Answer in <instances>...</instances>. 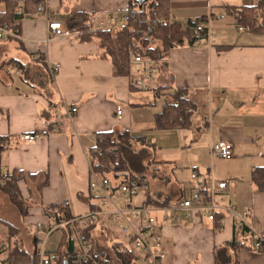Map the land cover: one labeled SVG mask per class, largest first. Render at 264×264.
<instances>
[{
  "label": "crops",
  "instance_id": "obj_1",
  "mask_svg": "<svg viewBox=\"0 0 264 264\" xmlns=\"http://www.w3.org/2000/svg\"><path fill=\"white\" fill-rule=\"evenodd\" d=\"M146 1L137 0L136 8ZM256 2L169 0L171 19L183 25L211 16L208 38L193 46L171 48L156 61L147 88L133 84L139 64L132 63L130 76L113 75L110 61L101 57L96 42L78 38L68 21L70 10L92 13L94 24L109 29L115 26L109 16L116 14L121 22L129 9L128 0H47L52 17L64 21L70 30L47 42L44 15L22 19L16 40L27 56L16 50L17 55L9 59L29 63L39 52L48 66L59 64L60 68L54 74L55 92L49 103L22 81L16 67L4 66L9 59L0 63V71L5 70L0 72V136L10 138L1 147V172L18 170L24 175L17 186L26 215L21 217L11 205L19 214L18 222L50 223L49 219H55L46 215L44 208L63 201L68 202L73 216L98 210L107 199L101 190L90 187L94 176L88 154L100 133L128 130L133 136H143L153 148L154 162L164 165L155 171L161 185L153 182L151 186L146 178L148 196L157 194L168 203L175 201L191 186L193 172L208 174L215 185L221 181L228 184L221 203L231 204L234 212L219 214L221 224L208 220L198 209L189 217L182 210H151L159 212L150 215L166 249L161 264H215V248H220L217 254L221 260L235 257L238 264H264V191L255 189L250 178L253 167L264 166V34L239 29L226 12V7ZM220 15L223 17L218 18ZM9 67L14 74L6 72ZM175 90H183L197 104L191 123L186 128L156 129L155 115L173 99ZM71 107L77 112L69 116ZM24 134L38 136L28 144L21 139ZM219 141L232 145V158L211 156L210 148ZM109 185V202L115 203L118 188L112 181ZM88 199L96 205L94 209ZM238 224L247 225L263 241L260 249L239 248L234 254L221 248L234 239ZM94 236H103L97 242L109 256L121 233L103 215L97 220Z\"/></svg>",
  "mask_w": 264,
  "mask_h": 264
},
{
  "label": "trees",
  "instance_id": "obj_2",
  "mask_svg": "<svg viewBox=\"0 0 264 264\" xmlns=\"http://www.w3.org/2000/svg\"><path fill=\"white\" fill-rule=\"evenodd\" d=\"M47 0H0V24L6 23L8 27L19 34L22 19L36 14L39 4ZM128 19L115 24L109 29L93 30L94 14L85 12H68V21L72 24V31L78 33L81 40L95 41L101 52V57L108 59L112 65L115 76H130L132 71V54L143 57L163 58L168 51L177 46H193L201 40H207L208 34L198 32L195 27L201 20L182 24L171 19L169 0L146 1L136 8L137 0H128ZM226 12L232 16L236 26L244 30L264 34V0H257L253 6L226 7ZM204 20V18L202 19ZM6 39H16L8 37ZM38 58L29 63L19 59H9L4 66L11 64L18 69V76L23 82L42 94L49 103L55 92L54 74L49 71L43 55L38 52ZM8 72V70H6ZM134 88L133 86H131ZM197 104L186 97L183 90H175L173 99L166 102L161 112L155 115L156 129L186 128L191 123V117ZM53 122L50 123L52 126ZM9 136H0V191L6 195L21 217L26 215V208L18 190L17 183L24 177L23 173L14 170L11 174L1 172V147L9 141ZM97 150L96 152H93ZM90 169L93 176L112 181L114 188L120 184H145L146 178L153 177L156 170L163 164L154 162L153 148L143 136H133L128 130H111L102 132L96 139L91 150ZM251 182L255 189L264 191V166H255L251 170ZM169 200L162 199L160 195L152 194L144 201L147 207H161ZM88 203L92 209L96 207L91 200ZM46 215L61 220H70L73 215L69 209L51 205L44 208ZM0 224L7 227L8 235L5 241L0 240V256L8 264H37L38 248L37 237L33 238V251L29 252L21 242H11L12 223L0 218ZM94 227L81 230L83 237L92 239L89 250L91 260L107 259V254L99 248L97 238L94 236ZM62 237L55 251L59 258L54 264H69V255L78 251L77 240L74 236L73 226L67 224L60 228ZM259 238L245 224H238L234 239L221 248H229L237 253L239 248H257L255 243ZM220 249V248H219ZM215 248V264H238L237 258L221 260ZM257 249H260L258 247ZM113 256L119 264H132L136 260L134 251L130 248L121 249L116 244L111 245Z\"/></svg>",
  "mask_w": 264,
  "mask_h": 264
},
{
  "label": "built area",
  "instance_id": "obj_3",
  "mask_svg": "<svg viewBox=\"0 0 264 264\" xmlns=\"http://www.w3.org/2000/svg\"><path fill=\"white\" fill-rule=\"evenodd\" d=\"M1 9V8H0ZM36 13H41L48 21L46 42L49 40H55L66 36L70 30L65 27L64 21L56 20L52 17L50 10L47 7L46 2L39 4L36 9ZM128 12H124L121 16L122 21L128 19ZM223 15L218 16L222 18ZM118 17L116 14L109 16V22L118 23ZM212 21L211 16L201 20L196 24L195 29L200 33L208 34L209 26ZM93 27L101 29L99 24H94ZM239 29H242L239 27ZM17 38L18 33L11 30L6 23L0 24V40L4 38ZM38 56H32V60L37 59ZM131 61L134 64H139L135 70V80L133 84L138 88H147L148 81L152 79L156 72V61L159 58L143 57L140 54H132ZM60 68L59 64L49 66V71L55 74ZM16 73L18 69L16 68ZM77 112L76 107H71L67 111V115L71 116ZM120 114V111L117 112ZM37 134H24L21 139L30 144L35 141ZM94 150L93 152H96ZM92 151L89 152V157L92 156ZM211 156L220 159H230L233 156L232 145L225 141H219L210 148ZM192 181L191 186L184 188L179 197L171 202L161 206L163 209L182 210L185 217H189L194 209L204 212L206 218L211 221H217L221 224V218L219 214L224 212L233 214V206L231 204L221 203V194L228 188L226 181L218 182L216 185L211 180L208 174L201 175L197 172H193L190 175ZM92 190H101L102 195L107 199L96 211H90L85 215L73 216L70 220H61L54 218L53 225L43 227L40 221L36 222L37 230L40 231V236L36 239V245L38 248V261L37 264H54L59 258V254L55 251L47 250L45 247L46 240L53 229L61 228L67 224L73 226L74 236L77 240L78 251L69 255V264H87L88 260H91L89 250L92 246V239L90 237H83L81 230L87 229L90 226H95L98 218L103 215L107 216L111 222L117 225L121 238L117 239L115 244L123 248H130L136 255V260L132 264H161L166 257V249L163 246L162 236L155 230L154 217L150 215L151 210L154 207H147L144 204L140 206H134L130 202L124 207H118L115 203L109 202L111 189L109 180L93 177L90 183ZM139 187H143L147 197L149 188L146 184H131L124 182L119 185L118 191L121 196H128V198L134 197L139 190ZM108 203L111 204V208L108 207ZM59 208L68 209V202L63 201L57 204ZM263 241L259 238V241L255 243V247H262ZM111 255V254H110ZM107 256V259L101 261L99 259L93 260V264H119L116 258L111 255ZM140 261V262H139ZM0 264H8L0 258Z\"/></svg>",
  "mask_w": 264,
  "mask_h": 264
},
{
  "label": "rangeland",
  "instance_id": "obj_4",
  "mask_svg": "<svg viewBox=\"0 0 264 264\" xmlns=\"http://www.w3.org/2000/svg\"><path fill=\"white\" fill-rule=\"evenodd\" d=\"M147 1L149 3L152 0H147ZM1 7L2 6H0V8ZM38 15L42 17L43 14L38 13ZM3 46H4V49L2 48ZM16 50L21 51V52L20 51L19 52L22 54V57L27 56L25 54V51L22 50L21 47L19 46V43L17 42L16 39H6V38L1 39L0 40V63L8 60L11 57H15V55H17L15 52ZM1 71L0 72L2 74L5 73L4 69ZM8 71L10 74H14V70H12V68L9 67ZM156 176H153L154 178H151L148 176L151 186H152L153 182H156V183L161 185V181H158V179H160V176H158V175H156ZM0 193H1L0 194V202L2 203V206H0V216H2L5 219H8L10 221V223H12L14 228H15V230L12 231L11 242L12 243L21 242L22 244L25 245V247L28 249L29 252H32L33 251V242L32 241H33V237H34V235H32V233H36L37 235H40V231L37 230V226H36L37 221L31 220L26 224H23L22 222L21 223L18 222L19 214L17 212H14V210H12L13 209L11 206L12 204L10 203L8 197L6 195H4L1 191H0ZM145 193L146 192L143 189V187H141V188L139 187L138 193L134 197L128 198V196H121L118 193V191H115L114 196H113L115 198L114 202L118 207H124L129 202L131 204H133L134 206L135 205L137 206L138 204L141 205L142 201L146 198ZM151 214L152 215H158L159 212L153 211V212H151ZM48 221L50 223L47 222L45 224V221H40V222L42 223L43 227L53 225L55 222L53 219H49ZM7 235H8L7 227L0 224V240L4 242L5 239L7 238ZM61 237H62V230L60 228L53 229L51 231V233L49 234L47 240H46V244H45L46 249L47 250H56V248L60 242ZM25 239L28 240L27 243H25L26 242ZM98 239L99 240L103 239V236L102 237L98 236L97 240ZM98 246H99V248L104 249V246L102 245V243H101V246L100 245H98ZM106 249H107V247H106ZM3 257H4V254H1L0 258H3ZM110 257H111V255H110Z\"/></svg>",
  "mask_w": 264,
  "mask_h": 264
}]
</instances>
